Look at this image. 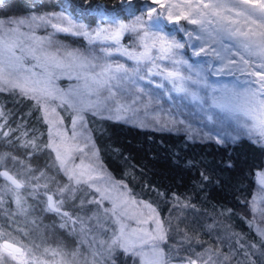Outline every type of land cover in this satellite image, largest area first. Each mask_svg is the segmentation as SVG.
<instances>
[{
    "label": "snow or ice",
    "instance_id": "snow-or-ice-1",
    "mask_svg": "<svg viewBox=\"0 0 264 264\" xmlns=\"http://www.w3.org/2000/svg\"><path fill=\"white\" fill-rule=\"evenodd\" d=\"M5 2L0 0V6ZM85 3L86 11L92 10L91 0H85ZM27 11L25 16L0 18V92L34 102L33 107L42 112V118L49 126L48 143L41 147L35 138H27L28 132L13 137L22 125L10 128L2 108L0 118L4 123L0 124V129L7 127L8 131L0 132V136L8 146H14V139V147L32 149L27 152L29 161L39 151H49L52 155L43 168H33L12 152L0 153V178L5 182L4 190L14 194V202L21 212H27L25 198L20 195L25 190L29 198L42 206V211L59 218L60 223L53 224V228L83 234L88 251L80 250L85 242L82 240L71 253L57 245L45 247L37 255L39 244L25 247L23 242L2 239L0 232V264H5V260L13 264H116L118 255L131 258L133 264H171L172 253L178 255L182 249L187 255L179 257L180 264H232L238 252L243 253L248 264H257V260L252 259L257 253V259L264 258V227L255 224L257 216L264 223V169L255 173L259 188L250 202L253 220L249 221V226H255L261 238L259 244L236 239L227 253L213 246L197 252L193 237L177 225V234L182 233V238L176 245H168L166 252L171 224L166 227L153 204L137 200L126 184L113 180L103 170V165L98 162V151L90 154L89 146L95 148L90 135H84L86 113L102 119L134 121L143 108L147 116L152 96L139 81L147 80L155 83L157 88H164L162 82L151 79L161 77L162 81L172 85V91L189 95L201 103L204 98L190 85L210 88L209 108H218L235 121L231 131L198 133L203 139L226 146L246 136L252 143L264 146V0H140L138 6L133 0H121L120 11L96 6L100 22L94 29L77 24L64 12L37 14L34 5ZM121 12L127 13V20L119 18ZM182 22L195 28H186ZM165 23L176 25L178 31L184 32L193 56L203 55L219 61L216 74L227 69L229 75L238 74V83L220 88L209 85L203 72L180 56L179 50L185 45L163 31ZM49 27L52 31L47 35L37 34L38 29ZM57 33L83 37L90 47L86 52L67 49L55 39ZM126 34L134 37L131 46L121 44ZM95 45H99V54L91 47ZM114 54L133 61L134 66L129 68L111 60ZM207 63L211 65V61ZM182 67L187 70V75ZM62 76L75 79L77 83L65 91L56 85ZM57 108L75 113L70 135L69 130L63 128V117ZM151 118L161 131L179 130L178 125H185L184 120L168 114L161 117L158 112H153ZM207 119L213 121L214 117L208 114ZM78 125L83 131H77ZM139 126L146 125L139 121ZM187 128L191 129V125ZM81 137L85 141L83 144L79 142ZM8 162L19 165L22 171L12 174L6 167ZM219 166L222 170H231L234 167L231 156L222 158ZM200 176L203 181L211 182L204 172ZM85 189L88 191L82 197ZM87 195L92 199H87ZM173 199L182 208L197 211L194 204L181 203L175 193ZM106 202L109 207H104ZM66 204L76 208L77 214L65 211ZM90 205L96 206L91 216L78 214ZM101 217L108 223L107 228L101 225ZM215 227V223L206 225L209 233ZM97 229L111 235L107 239H98ZM202 243L195 239L196 245ZM66 257H70L71 262Z\"/></svg>",
    "mask_w": 264,
    "mask_h": 264
},
{
    "label": "trees",
    "instance_id": "trees-1",
    "mask_svg": "<svg viewBox=\"0 0 264 264\" xmlns=\"http://www.w3.org/2000/svg\"><path fill=\"white\" fill-rule=\"evenodd\" d=\"M139 3L140 0H133L134 5L138 6ZM91 4L92 10L86 11L85 0H6L0 6V18L25 16L28 14L27 10L34 5L37 14L64 12L76 23L95 26L100 22L95 11L97 5L117 11L121 9V0H91ZM119 18L127 20V13L121 12ZM51 31L50 27L42 28L37 30V34L47 35ZM163 31L169 35H179L176 29L170 26L164 25ZM55 39L67 49H80L86 52L90 47L83 37L66 33H57ZM188 50V46L182 49L186 57ZM33 103L19 95L0 92V108L7 117L8 126L16 129L18 125H22L12 136H21L22 132H28L27 138H35L36 143L42 147L48 143L49 126L44 122L42 112L33 107ZM161 116L165 114L162 113ZM2 123L4 119L0 118V124ZM182 127L185 125H178L179 130L161 131L150 125L140 127L127 121L106 118L98 125L89 126L98 155L112 177L124 182L136 197L153 204L164 220H167L172 210L181 207L176 205L173 199L175 193L182 202L194 204L197 209L193 211L186 208L187 210L207 215L205 224L222 222L246 231L249 238L257 241L255 233L249 230L250 226L245 223V219L251 217L250 200L257 188L255 173L264 168V146L252 143L246 136H242L235 144L230 143L226 146L217 145L212 140L203 139L202 136L189 139V135ZM2 131H8V128L0 129V132ZM15 144L16 141L13 139V145ZM14 146L6 145L4 138L0 136V153L12 152L26 164L30 163L33 168H43L50 162L52 154L49 151L36 152L29 161L26 159L27 152L33 150ZM229 156L234 167L231 170H222L219 166L220 161ZM6 167L12 174L22 171L19 165L13 166L11 162H8ZM201 172L208 175L211 182L203 181ZM2 182L4 180L0 178V189ZM20 195L25 198L24 207L27 208V212L18 209L14 197L8 192L1 196L2 238L9 237L10 233L14 232L31 244L60 245L66 250H73L76 245L74 235L70 234L68 229L53 228V224L60 223L59 218L42 211V206L29 198L27 191L22 190ZM197 224L202 226L199 221ZM172 233L173 231L169 236L173 239ZM204 235L206 244H209L207 239L213 241L212 233L206 231ZM116 258L118 259L116 264L133 262L126 256H122L124 259H120L119 255ZM5 264L13 262L5 260Z\"/></svg>",
    "mask_w": 264,
    "mask_h": 264
},
{
    "label": "rangeland",
    "instance_id": "rangeland-1",
    "mask_svg": "<svg viewBox=\"0 0 264 264\" xmlns=\"http://www.w3.org/2000/svg\"><path fill=\"white\" fill-rule=\"evenodd\" d=\"M77 24H83V23H77ZM184 27L192 29L195 28L193 25H188L186 22H182ZM85 25V24H84ZM164 25L170 26L179 33V35L174 36L177 41L180 43H183L185 46H188V57L183 55L182 49L179 50L180 56H182L184 59H186L189 64L193 65L196 68H199L203 74L207 77V83L213 87L220 88L224 85H227L229 87L233 86L234 84L238 83L237 76L236 75H229L228 70L225 69L224 72L220 74H216V70L219 68V61L207 57V56H193L192 55V48L189 47V39L188 37L184 34V32L178 31L177 28L178 26L172 25L169 23H165ZM95 26H88L89 28H95ZM134 37L130 34H126L122 40L121 44L124 46H131L133 44ZM97 50L99 49V45L92 46ZM111 60L119 63H124L127 67L131 68L134 66V62L128 60L126 57H122L119 54H114L111 58ZM208 61H211V65H208ZM167 64L168 62H164ZM182 71L185 72L187 75V70L182 67ZM153 81L160 83L162 82L164 84V88H157L155 83H150L147 80L144 81H139V84L144 87L146 90L149 91V93L152 96V102H151V108L149 110V114L147 116L144 115L143 108H141V111L137 114V117L135 120H129L127 122L136 124L139 126V121H143L145 125H150V127L158 128L159 126H154V122L152 121V114L153 112H158L160 115L162 113L168 114L171 116H175L177 119H182L185 121V127H182V129L191 137H200L201 135L198 133H205L212 131L215 133V131H219L223 129L224 131H231L235 127V121L230 118L226 113L222 112L218 108H209V104L211 103L210 96L212 95L210 88L203 87L201 85H190V87L193 90L198 91L199 95L204 98V103H201L198 100H193L191 96L186 95L184 93H178L176 91H172V85L168 81H162L161 77H152L151 78ZM243 79V78H241ZM77 83L75 79H69L67 76H62L60 79L56 81V85L67 91L70 86H73ZM147 99V98H145ZM57 112H59V115L63 117V128L69 130V135L71 134V127H72V118L75 115L71 110H66L63 108H57ZM212 114L214 117L213 121H209L207 119V115ZM105 116H107V113H104ZM162 117V116H161ZM164 117V116H163ZM85 121H86V128L87 131L84 132V135H90L91 141L93 142L92 135L90 133V128L89 126L91 125H98L100 124L103 119L100 116L93 115L92 113H86L85 114ZM187 125H191V129L187 128ZM169 127H172L169 125ZM77 131L81 132L83 129L80 128V126H77ZM79 142L83 144L85 141L83 138H79ZM94 143V142H93ZM95 145V144H94ZM90 148V154L91 151H98L97 148L95 147L94 149L91 148V145L89 146ZM99 154V153H98ZM77 163L79 162L78 160L76 161ZM98 162L103 165V170L111 176V178L115 181H120L112 177V175L109 173V171L106 169L104 164L102 163L99 155H98ZM264 169V168H263ZM23 179V178H22ZM124 183V182H123ZM4 184L5 182H2V189H0V197L2 196L3 193H6L7 191L4 190ZM125 184V183H124ZM259 188V185L257 184V188L255 190V193H257ZM88 190L85 189L84 193H81V196L83 197L84 194ZM12 197H14V194L12 192H8ZM132 194V193H131ZM133 195V194H132ZM135 196V195H133ZM253 197V196H252ZM87 199H92L91 195L86 196ZM137 200H144L141 198H138L135 196ZM252 200V198H251ZM250 200V202H251ZM146 201V200H144ZM148 202V201H147ZM79 201H77V204ZM150 203V202H149ZM176 203V202H175ZM181 203H183L181 201ZM176 205H179L176 203ZM68 208H67V207ZM64 210L72 213L73 215L77 214V209L74 208L71 204H66ZM110 205L105 203L104 207H109ZM154 206V205H153ZM180 206V205H179ZM155 207V206H154ZM71 210H70V209ZM96 211V206L95 205H90L87 210L79 212L78 214L81 216H91L93 212ZM158 211V210H157ZM249 214L250 218L245 219V223L249 224V221L253 220V213L251 211V207L249 208ZM161 217V216H160ZM207 217V215H200L195 212H191L190 210H187L186 208H177L176 210H172L168 217L167 220H164L162 217L161 219L165 222V226L168 227L169 224H171L172 230L173 231V239L169 236L168 244L169 245H176L177 241L182 238V235H178L176 228L177 225L179 226L180 229H184L188 232L189 235L193 237V247L197 252L202 251L203 248H207L209 246L213 247H219L222 249L224 252H229L230 249L233 248L235 245L236 239H241L242 243H254V244H259L260 242V236L257 234L255 226L249 227V230H252L254 232V236L257 239V241H254L253 239L249 238V235L246 231H243L237 227H233L227 224H224L222 222H217L216 227L211 231L212 233V239L213 241H210V239H207L209 244L205 243L206 237L204 235V232L207 231L206 225L213 224H205L204 220ZM244 219V218H243ZM202 220V222H201ZM198 221L202 224V226H199L197 223ZM101 225L104 228H107L109 225L106 221H104L103 217H101L100 221ZM92 224L95 225L96 221L93 220ZM255 224H259L261 227H264V223H261L259 216H257V219L255 221ZM95 234L97 235L98 239H107L111 233H101L99 229L96 230ZM233 234H236L235 237H233ZM75 236V241L76 245L73 250L69 251L64 248V250L68 253H71L72 251L77 249V246L80 244V242L83 240L85 241L84 244L80 246V250L83 252L88 251V242L87 239L83 234L76 233L74 234ZM2 239H9L14 242H23L25 247L31 246L30 242H27V240H22L19 234L16 233H10L9 237L2 238ZM195 239H199L202 241V245H196L195 244ZM168 244L165 245V251L168 252ZM51 247H56L49 245ZM49 246H41L40 250L37 251V255H39L43 248L49 247ZM183 250V249H182ZM180 250L178 255L177 253L173 252L172 255L174 259L172 260L171 264H180L179 257H183L187 255V252L184 250V252ZM124 255H119L120 259ZM259 257V253H257L256 256H253L252 259L257 260V264H264V258L262 259H257ZM90 258V257H89ZM66 259H69L71 262L70 257H66ZM116 261L118 259L116 258ZM78 264H82V262H78ZM123 264H128L127 262H124ZM130 264H133L131 262ZM232 264H248L246 257L243 255L242 252H238L237 255L232 260Z\"/></svg>",
    "mask_w": 264,
    "mask_h": 264
},
{
    "label": "flooded vegetation",
    "instance_id": "flooded-vegetation-1",
    "mask_svg": "<svg viewBox=\"0 0 264 264\" xmlns=\"http://www.w3.org/2000/svg\"><path fill=\"white\" fill-rule=\"evenodd\" d=\"M74 235V234H73ZM75 237V236H74Z\"/></svg>",
    "mask_w": 264,
    "mask_h": 264
},
{
    "label": "water",
    "instance_id": "water-1",
    "mask_svg": "<svg viewBox=\"0 0 264 264\" xmlns=\"http://www.w3.org/2000/svg\"><path fill=\"white\" fill-rule=\"evenodd\" d=\"M2 242V241H1Z\"/></svg>",
    "mask_w": 264,
    "mask_h": 264
}]
</instances>
